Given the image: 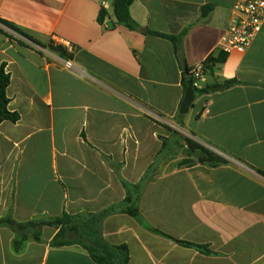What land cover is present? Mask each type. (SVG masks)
<instances>
[{"label":"crops","instance_id":"0c3cea01","mask_svg":"<svg viewBox=\"0 0 264 264\" xmlns=\"http://www.w3.org/2000/svg\"><path fill=\"white\" fill-rule=\"evenodd\" d=\"M103 1L0 0V19L28 36L0 31L9 110L20 115L0 125V219L71 217L80 243L126 245L129 264H264V25L208 73L207 86L239 84L196 94L183 115L180 56L190 68L220 53L238 0H134L138 32ZM149 31L185 32L181 54ZM186 138L227 163L188 156ZM58 232L44 227L16 253L14 232L0 227V264H97L81 244L53 247Z\"/></svg>","mask_w":264,"mask_h":264},{"label":"trees","instance_id":"16d2710c","mask_svg":"<svg viewBox=\"0 0 264 264\" xmlns=\"http://www.w3.org/2000/svg\"><path fill=\"white\" fill-rule=\"evenodd\" d=\"M133 2L134 0H113V11H114V16L119 25L124 26L132 31L138 32L141 27L134 21L130 13V8ZM107 15H108L107 11L102 8L98 17V20L101 24L105 25ZM0 25L7 27L11 31L28 39V36L25 33H23L21 30H19L11 23L0 19ZM0 31L2 30L0 29ZM148 33L169 40L173 44L176 54L177 55L181 54L180 53L181 42L183 36L185 35V32H182L178 36H169L151 31H149ZM54 50L57 51V49ZM227 57L228 55L222 52L218 53L217 55L210 56L207 59L208 61L206 64L207 73L209 74L214 73L216 66L220 64H224L227 60ZM10 82H11L10 74L6 72L5 65L1 64L0 65V125L4 122H10L15 124L20 120V115L18 113L11 112L9 110L10 100L7 96V90L10 85ZM236 84H239V81L235 79L226 80L221 83H214L213 85L207 86L202 90L195 89V92L196 94L199 95L204 93L224 91L235 86ZM189 87L192 86L191 85L188 86L184 78L185 90H187ZM185 142H186L187 155L196 156L197 160L200 163H206L211 167H216L218 165L227 163V161L224 158L206 149L198 142L190 138H186ZM126 213L138 219V221L142 226L146 227L153 233L168 239H172L162 231L151 228L148 225H146L144 221H142V219L140 218L139 211L136 207H130L126 211ZM0 227H8L14 232L15 239L13 241V249L16 253H20L25 250L26 244L30 240L31 235L33 236L34 240L41 242L40 237H41L42 229L44 227H54V228H59V232L51 242V245L53 247H64L75 244H81L88 251L91 258L97 264H129L130 262L129 250L126 245L110 246L108 243L104 241V239L100 235L93 236V238L89 240L90 245H85L83 243H80V240H78V238H83V235H79V227L74 223V219L68 216H63L46 221H32L28 223H18L11 216H7L0 219ZM70 233L74 235L76 239L66 240L67 235ZM175 241L178 244L187 248H195L198 250H202L204 248L203 246L189 242H184L180 240H175Z\"/></svg>","mask_w":264,"mask_h":264},{"label":"built area","instance_id":"2783aa9c","mask_svg":"<svg viewBox=\"0 0 264 264\" xmlns=\"http://www.w3.org/2000/svg\"><path fill=\"white\" fill-rule=\"evenodd\" d=\"M107 3L108 0H104L102 5L105 7ZM233 11L228 29L222 36L220 42V52L227 55L232 52H246L251 47L257 35L262 31L264 25V0H238ZM105 26L107 27L106 23ZM0 29L8 35L15 33L3 25H0ZM18 38L21 37L18 35ZM207 61L197 63L189 68L188 73L191 79V86L194 90H202L207 86ZM65 65L68 69L74 68L71 61L65 62ZM197 142L218 156L224 159L228 158L216 148L200 141Z\"/></svg>","mask_w":264,"mask_h":264},{"label":"water","instance_id":"95a60500","mask_svg":"<svg viewBox=\"0 0 264 264\" xmlns=\"http://www.w3.org/2000/svg\"><path fill=\"white\" fill-rule=\"evenodd\" d=\"M112 27V25H110ZM142 33H145L146 30L145 29H141ZM180 62L184 71V77H185V82L188 86L191 85V79L188 73V68L186 66V63L184 61L183 56H180ZM196 99V92L192 87H189L186 92H185V97L183 99V102L181 104V108H180V113L181 114H187L189 112V110L191 109L194 101Z\"/></svg>","mask_w":264,"mask_h":264}]
</instances>
